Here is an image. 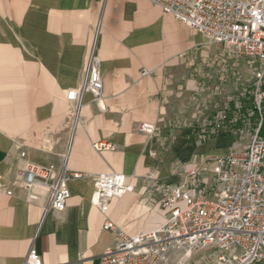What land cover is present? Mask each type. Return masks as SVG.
Segmentation results:
<instances>
[{
  "label": "crops",
  "instance_id": "crops-1",
  "mask_svg": "<svg viewBox=\"0 0 264 264\" xmlns=\"http://www.w3.org/2000/svg\"><path fill=\"white\" fill-rule=\"evenodd\" d=\"M100 17L105 108L86 94L69 160L83 176L70 180L65 210L41 220L47 190L27 187L24 170L56 165L66 149V93L81 81ZM205 42L152 0H0V264H22L32 247L41 264H100L115 237L107 220L130 234L161 224L167 184L181 182L187 162L204 151L190 142L182 113L189 89L199 88L188 79L190 57H202ZM143 122L155 129L142 132ZM99 140L116 147L97 151ZM108 171L124 173L134 190L103 212L92 200L94 178ZM205 175L213 189V174Z\"/></svg>",
  "mask_w": 264,
  "mask_h": 264
},
{
  "label": "built area",
  "instance_id": "built-area-1",
  "mask_svg": "<svg viewBox=\"0 0 264 264\" xmlns=\"http://www.w3.org/2000/svg\"><path fill=\"white\" fill-rule=\"evenodd\" d=\"M165 12L204 33L208 38L233 46L263 68L256 72V111L260 121L255 135L244 149L232 148L214 154L190 167L181 182L168 187L160 201L161 224L153 229L130 234L111 220L104 224L115 231L112 244L101 256L100 264H185L195 251L215 248L234 251L220 253L222 264H257L264 260V137L259 131L263 122L264 89V0H152ZM103 21L100 17L87 46L81 81L67 90L73 105L70 136L56 165L30 162L24 170L27 187L43 186L49 210L63 211L71 197L69 182L83 176L72 170L69 160L75 132L81 123L85 96L90 93L101 108L103 79L98 53ZM220 126V125H218ZM155 126L143 122L140 130L152 132ZM116 146L108 140L93 143L97 151ZM22 156L26 151L21 152ZM212 173L216 184L207 187L205 174ZM93 203L103 212L114 198L134 190L127 176L118 171L101 172L94 178ZM11 193V191H8ZM31 198H37L31 194ZM22 264H41V256L30 248Z\"/></svg>",
  "mask_w": 264,
  "mask_h": 264
},
{
  "label": "rangeland",
  "instance_id": "rangeland-1",
  "mask_svg": "<svg viewBox=\"0 0 264 264\" xmlns=\"http://www.w3.org/2000/svg\"><path fill=\"white\" fill-rule=\"evenodd\" d=\"M205 38L204 55L197 59L190 57L187 74L189 81L199 88L189 89L187 111L182 113H187L190 118L188 127L193 129L190 142L194 147H203L204 151L200 153L199 161L190 158L184 175L191 166L209 156L247 147L261 118L256 111L255 93L256 72L263 68V63L227 43L214 41L206 35ZM261 89H264V81ZM262 106L263 122L259 134L264 137V100ZM197 117L198 121H195ZM175 120L173 123H177ZM215 184L214 179L212 186ZM171 185L168 183L167 187ZM234 251L200 249L187 258L185 264H222L218 260L219 254L224 252L230 256ZM257 264H264V260Z\"/></svg>",
  "mask_w": 264,
  "mask_h": 264
},
{
  "label": "bare ground",
  "instance_id": "bare-ground-1",
  "mask_svg": "<svg viewBox=\"0 0 264 264\" xmlns=\"http://www.w3.org/2000/svg\"><path fill=\"white\" fill-rule=\"evenodd\" d=\"M158 226H159V225H158ZM158 226H157V227H158ZM155 228H156V227H155Z\"/></svg>",
  "mask_w": 264,
  "mask_h": 264
}]
</instances>
